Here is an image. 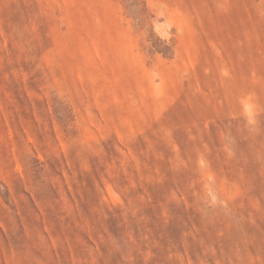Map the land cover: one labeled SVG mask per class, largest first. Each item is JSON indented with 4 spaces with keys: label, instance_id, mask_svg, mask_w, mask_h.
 I'll use <instances>...</instances> for the list:
<instances>
[{
    "label": "rangeland",
    "instance_id": "374dc122",
    "mask_svg": "<svg viewBox=\"0 0 264 264\" xmlns=\"http://www.w3.org/2000/svg\"><path fill=\"white\" fill-rule=\"evenodd\" d=\"M0 264H264V0H0Z\"/></svg>",
    "mask_w": 264,
    "mask_h": 264
},
{
    "label": "clouds",
    "instance_id": "9594fccd",
    "mask_svg": "<svg viewBox=\"0 0 264 264\" xmlns=\"http://www.w3.org/2000/svg\"><path fill=\"white\" fill-rule=\"evenodd\" d=\"M245 111L248 113V117H249V123L253 122V116H252V111H251V107L246 105L245 106ZM211 195V193H210ZM214 198V197H213Z\"/></svg>",
    "mask_w": 264,
    "mask_h": 264
}]
</instances>
